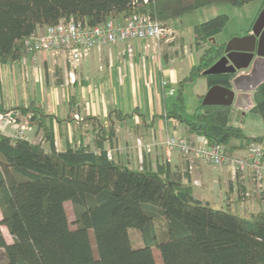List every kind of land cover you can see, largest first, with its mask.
<instances>
[{"label":"trees","instance_id":"obj_1","mask_svg":"<svg viewBox=\"0 0 264 264\" xmlns=\"http://www.w3.org/2000/svg\"><path fill=\"white\" fill-rule=\"evenodd\" d=\"M254 0H0V63L20 61L27 42L41 27L75 20L89 27L108 19L147 14L166 24L214 4L243 6ZM220 14L195 26L197 45H206L176 92L166 118L179 121L188 135L223 146L228 153L252 141L234 124V109L203 106L186 114L184 86L195 81L223 55L225 44L213 43L228 23ZM255 22V21H254ZM253 22V23H254ZM208 86L231 87L234 74L205 76ZM251 112L264 123V84L253 94ZM20 113L43 133L49 144L26 138H0V264H264V212L240 216L216 209L195 197L190 182L168 163L156 172L135 171L110 160L104 143L112 140L128 115L111 112L107 126L93 120L98 151L82 145L55 147L54 117L35 101L6 109ZM92 117L86 120H92ZM72 203L74 220L65 208ZM163 222V224L158 225ZM5 227L13 242L2 231ZM138 229L145 246L133 249L129 230ZM90 232L95 241L94 251Z\"/></svg>","mask_w":264,"mask_h":264},{"label":"crops","instance_id":"obj_2","mask_svg":"<svg viewBox=\"0 0 264 264\" xmlns=\"http://www.w3.org/2000/svg\"><path fill=\"white\" fill-rule=\"evenodd\" d=\"M118 21L126 23L127 19ZM199 23L185 26L184 20H170L166 25L177 32L176 41L105 44L93 49L76 68L63 53L27 52L20 61L0 63V100L6 109L28 106L35 101L53 116L58 151L80 145L98 151L93 120L97 118L107 126L110 113L120 111L128 117L119 122L116 136L104 143L115 163L152 172L168 163L180 172L184 181L191 183L195 197L209 202L212 207L230 209L247 217L264 212V189L258 191L251 180L235 177L230 166L198 162L190 173L181 154L167 153L161 146L174 133L196 143L202 138L188 135L179 121L166 118L176 101V93L169 95V89L163 85L164 81H169L177 92L179 84L200 63L207 46L197 45L195 26ZM188 84L195 85L200 104L209 90L206 77L202 75L185 84L184 94ZM238 111L234 109V114ZM88 117L93 119L86 120ZM18 118L21 124L28 126L25 138L42 143L48 149L42 131L30 126L27 116L18 113ZM234 124L242 129L237 121ZM244 134L249 138L264 137V126L258 134ZM140 140L152 144L150 153L139 147ZM244 151L234 153L242 155ZM246 192L251 196H244Z\"/></svg>","mask_w":264,"mask_h":264},{"label":"built area","instance_id":"obj_3","mask_svg":"<svg viewBox=\"0 0 264 264\" xmlns=\"http://www.w3.org/2000/svg\"><path fill=\"white\" fill-rule=\"evenodd\" d=\"M147 2L148 0H144ZM177 32L166 24L153 19L147 14H133L126 23L108 19L104 24L89 27L83 22L69 20L61 21L57 25L47 26L40 33L33 35L29 41L28 52L34 53H63L69 64L78 67L93 49L105 44H119L138 40L174 42ZM75 81V78H72ZM168 94L174 95L176 89L164 81ZM77 117V116H76ZM78 119V117H77ZM14 129V130H12ZM28 126L20 123L17 112L0 114V138H25ZM139 147L150 153L152 144H144L141 140ZM167 153L176 152L183 156L188 165V171L193 173L196 163L204 162L214 166H230L235 177L249 179L258 191L264 189V143L252 141L245 148L244 154L228 153L223 146H210L205 138L196 143L181 137L177 133L166 138L161 144ZM108 157L112 160L111 153ZM250 197V192L244 194Z\"/></svg>","mask_w":264,"mask_h":264},{"label":"water","instance_id":"obj_4","mask_svg":"<svg viewBox=\"0 0 264 264\" xmlns=\"http://www.w3.org/2000/svg\"><path fill=\"white\" fill-rule=\"evenodd\" d=\"M212 41L216 43L214 38ZM218 74H234L231 87L212 86L202 105L252 110L253 94L264 84V9L254 22L252 33L230 39L225 44L224 55L203 73L204 76Z\"/></svg>","mask_w":264,"mask_h":264},{"label":"rangeland","instance_id":"obj_5","mask_svg":"<svg viewBox=\"0 0 264 264\" xmlns=\"http://www.w3.org/2000/svg\"><path fill=\"white\" fill-rule=\"evenodd\" d=\"M264 9V0H254L243 6H233L228 3L214 4L205 8L197 9L188 12L181 17L172 20H184L185 26L188 24H193L197 22H206L217 15L225 14L228 16L229 20L224 30L214 37V40L218 44L227 43L230 39L236 36H242L247 33L253 25V22L258 18L261 11ZM179 22V21H176ZM200 24V23H199ZM176 99V97H174ZM185 107L187 115L193 113L195 108L198 106L199 102L197 100L195 85L188 84L186 87V92L184 94ZM200 105V104H199ZM16 107H12L14 109ZM241 125L244 133L246 134H258L263 128L262 117L255 112H243L238 111L234 114V122ZM14 130V129H12ZM131 169V168H130ZM135 170V169H132ZM138 171V170H135ZM65 208L68 211L70 221L74 220L73 207L71 202L65 204ZM0 212V219H1ZM159 221L158 225L163 224ZM3 234L9 243L13 242L11 235L5 227H2ZM130 241L133 249H139L145 246L141 232L138 229L129 230ZM90 238L92 245L95 249V241L93 233L90 232ZM154 257L156 264H163L159 250L153 248Z\"/></svg>","mask_w":264,"mask_h":264},{"label":"flooded vegetation","instance_id":"obj_6","mask_svg":"<svg viewBox=\"0 0 264 264\" xmlns=\"http://www.w3.org/2000/svg\"><path fill=\"white\" fill-rule=\"evenodd\" d=\"M255 21H256V20H255ZM253 25H254V23H253ZM253 25H252V27H253ZM252 27H251L250 30H249L247 33H245L244 35L251 34V33H252ZM244 35H242V36H244ZM249 70H250V69H249ZM249 70H248V71H249ZM248 71H247V72H248Z\"/></svg>","mask_w":264,"mask_h":264}]
</instances>
